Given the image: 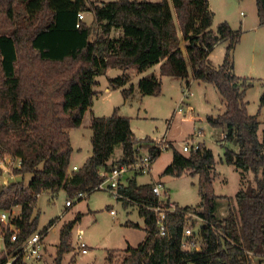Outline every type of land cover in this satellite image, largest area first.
<instances>
[{
	"label": "trees",
	"instance_id": "trees-1",
	"mask_svg": "<svg viewBox=\"0 0 264 264\" xmlns=\"http://www.w3.org/2000/svg\"><path fill=\"white\" fill-rule=\"evenodd\" d=\"M257 9L264 25V0H257ZM88 10L94 13V25L82 20L77 26L79 13ZM213 19L209 0H0V160L6 154L21 158V165L12 168V175L21 177L4 183L0 194V209L21 206L15 219L19 238L12 241L10 232L5 236L0 264L13 257L11 264H28L18 253L24 238L38 230L35 207L40 194L61 189L70 197L79 191L91 193L104 181L101 170L114 168L109 160L118 144L123 148L119 164L135 161L148 144L156 157L161 153L154 139H138L131 118L116 108L109 116H92L93 153L82 167L69 171L74 151L70 130L81 127L92 107L96 78L120 67L122 75L108 78L110 87L119 89L131 81L128 69L143 72L158 63L160 76L141 77V92L159 94L162 75L183 79L186 85L191 79L214 84L225 109L208 114L207 121L223 129L224 160L253 173V181L238 190L228 215L219 218L214 153L201 146L185 155L171 144L173 160L165 174L182 176L192 169L191 174L198 175L202 210L191 205L183 209L205 221L201 249L183 247L186 220L181 212L168 215V233L159 235L156 214L148 207L157 203L152 185L133 180L121 191L139 202L147 235L139 245H128L123 257L117 258L115 249L108 251L107 264H264V127L260 136L258 113L248 110L246 94L253 82L235 72L241 29L224 21L214 30ZM224 41L229 44L216 67L210 54ZM133 90L131 84L121 91L127 99ZM263 105L264 95L260 110ZM80 219L78 213L62 225L52 264H62L72 250V231ZM55 221L43 228L45 235Z\"/></svg>",
	"mask_w": 264,
	"mask_h": 264
},
{
	"label": "rangeland",
	"instance_id": "rangeland-1",
	"mask_svg": "<svg viewBox=\"0 0 264 264\" xmlns=\"http://www.w3.org/2000/svg\"><path fill=\"white\" fill-rule=\"evenodd\" d=\"M111 1V0H96ZM157 1V0H151ZM210 8L214 12L212 28L217 30L221 22L227 21L230 25L241 29L242 36L240 42L234 51V61L236 64L235 72L239 76L248 78L253 82V86L247 91L246 100L248 101V110L251 114L258 113L260 121L259 133L262 136L264 127V105L260 110L261 99L264 95V25L253 28L254 20L258 17V9L255 0H209ZM85 14L87 12L85 11ZM92 13L86 15V20H92ZM92 23V22H91ZM90 23V24H91ZM114 31L113 35H117ZM95 36V34L93 35ZM185 41L182 46L185 47ZM229 42H221L216 45L210 58L212 64L216 67L222 64L226 48ZM117 68L108 70L106 74L97 77L99 85L95 89L100 91V95L95 98L94 109L107 116L114 113L115 107L118 112L131 118V122L136 136L145 138L147 136H163L167 132L169 137L176 141L180 148L183 144L194 137L192 132L203 129L204 133L200 140L201 146L209 148L214 153L216 163L212 168V177L215 192L220 196L217 200V216L224 218L228 215L235 203V195L238 190L253 181V173L244 172L233 164L224 160V133L220 127H214L207 121L208 114H219L225 109L217 87L212 83L199 82L193 79L190 87L186 86L185 80L163 76L162 90L157 95L142 94L139 90L129 99H125L121 90L108 92L106 85L110 76L117 75ZM187 88L190 91L189 96L185 94ZM184 100V111H179L180 102ZM189 104V105H187ZM91 112L87 113L85 123L81 127L72 129L74 143L81 147V150L75 149L73 163H79L82 156L90 148V127L87 126ZM173 117L169 125V119ZM161 139V138H160ZM159 139V140H160ZM186 140V141H185ZM166 144V143H165ZM232 148L238 150L236 143L230 144ZM167 149V148H166ZM164 150L163 154L153 162L151 171L144 172L139 176L140 181H149L152 176L160 173L168 164L172 155V150ZM149 152V151H148ZM142 150L141 155L148 153ZM123 148L121 144L116 146L113 158L121 157ZM185 155L188 153L184 152ZM140 157V156H139ZM0 164L3 172L0 174V181L3 183L12 182L19 179L21 175H12V168L21 165V158L6 154ZM78 167V166H77ZM192 169H188L182 176H164L163 180L171 197L181 205H191L198 211H201L200 194L198 191V175L191 174ZM31 175H26V180H30ZM157 182V181H155ZM97 190V191H96ZM95 191V192H94ZM94 192V193H93ZM87 196L79 200L78 196L69 197L67 192L61 189L56 194L52 192H43L39 195L36 212L40 216L39 230L46 226L51 220L57 218V223L51 228L45 244L48 250L44 259L36 264H52L56 256V244L59 241L60 226L66 221H71L74 216L82 212V219L77 224L75 232H80L84 241L87 243L89 251L86 254H75L73 249H77L76 242L73 244L72 231V252L65 254L63 264H69L70 258L75 259L74 264H107L105 255L106 250L114 246L126 245V238L138 243L145 236V230L141 227L126 226L125 221L130 218L133 221H142L137 208L130 206V214H127L121 200L117 199L111 193L102 189H94L91 193L86 192ZM91 194V195H90ZM71 199L74 205L67 211V200ZM112 205L117 212L111 214ZM10 210V219H15L21 212V206H12ZM205 224L199 220L195 222V229L200 234L201 228ZM200 240V238H198ZM5 248L4 241L0 239V250ZM116 257H123L126 252L118 250L114 253Z\"/></svg>",
	"mask_w": 264,
	"mask_h": 264
},
{
	"label": "built area",
	"instance_id": "built-area-1",
	"mask_svg": "<svg viewBox=\"0 0 264 264\" xmlns=\"http://www.w3.org/2000/svg\"><path fill=\"white\" fill-rule=\"evenodd\" d=\"M84 12L79 13V21L77 26H80L82 20H84ZM188 87V86H187ZM185 94L189 96L190 91L187 88ZM180 106L179 109H181ZM166 143V144H165ZM156 145L161 151L167 148V142L164 139H158ZM201 147V143L197 141L196 138H191L183 144L182 151L190 153L192 151H197ZM156 155L149 151L145 155L137 157L133 162L119 164L110 171H103L101 174L105 177L104 181L101 182L95 189H104L114 194L118 199H130L126 194H124L121 189L124 187L123 179L126 174L132 173H144L151 169L153 162L155 161ZM77 169V166L74 167ZM152 190L157 197V203L149 205L148 207L152 209L157 217V227L160 236H165L168 233L167 218L170 213L181 212L186 220V225L183 230V247L190 250H199L202 246V236L201 233L198 234L195 229V222L199 220L204 221V219L198 215L195 211L183 209L184 205L179 204L174 200L166 184L162 181H157L152 185ZM78 197L85 198L87 196L86 192L79 191L77 193ZM72 200H67V205H71ZM147 206V205H146ZM114 213L115 210H112ZM9 209H0V239L5 240V236L11 233V240L16 241L19 238L20 229L17 227L14 221H11ZM200 238V240H198ZM76 247L82 253L88 252V245L84 241L83 235L79 234L77 236ZM46 244H45V232L42 230H36L27 237L24 238L21 243L20 251L18 256H22L23 260L28 264H36L44 259L46 254ZM15 257L11 258L7 264H11Z\"/></svg>",
	"mask_w": 264,
	"mask_h": 264
},
{
	"label": "crops",
	"instance_id": "crops-1",
	"mask_svg": "<svg viewBox=\"0 0 264 264\" xmlns=\"http://www.w3.org/2000/svg\"><path fill=\"white\" fill-rule=\"evenodd\" d=\"M256 1V5H257V0H255ZM87 12V14L88 13H92V20L91 21H87L85 18H86V15L87 14H85V11H84V15H85V17H84V21L85 22H87L88 24H90L91 22V24H93L94 25V18H95V16H94V13L92 12V11H90V10H88V11H86ZM261 24H260V19H259V15H258V17L257 18H255V20H254V24L252 25L253 26V28H259V27H262V26H260ZM232 26V28L233 29H238V28H236V27H234L233 25H231ZM225 42V41H224ZM181 45H182V43H181ZM183 48H185L184 46H182ZM214 50V49H213ZM212 53V52H211ZM211 55V54H210ZM211 59V58H210ZM160 66H161V63H158V64H156L155 66H153V67H151V68H149V69H147V70H145V71H143V72H139L138 70H136L135 68H130V69H128V73H130V76H131V81L129 82V83H127L124 87H129L131 84L134 86V90H133V92H132V94L130 95V97L131 96H133V95H135V91H140L141 92V90H140V88H139V85H138V82H139V80H140V78L141 77H143V76H145V75H147V74H150V73H156L157 75H159L160 76ZM115 68H117V75H115V76H110V77H116V76H119V75H122L124 72H125V70L124 69H122V68H120V67H112V68H109V69H107L106 70V72L104 73V74H106L107 73V71L108 70H111V69H115ZM235 69H236V64H235ZM100 76V75H99ZM163 76H166V77H169L168 75H162L161 76V78L163 77ZM172 78H174V77H172ZM176 79H179L180 80V78H176ZM181 80H183V79H181ZM192 80L193 79H191L190 80V83H189V85H186V86H188V87H190V85H191V82H192ZM196 80V79H195ZM96 81L98 82V85H99V81L97 80V78H96ZM186 82V81H185ZM199 82H203V81H200L199 80ZM96 87V86H95ZM95 87H94V89H95ZM124 87H121V88H119V89H113V88H111L110 87V85H109V82H107V85H106V91H108V92H112V91H117V90H122ZM95 91L97 92L96 93V95H95V98H97L99 95H100V91H98V90H96L95 89ZM142 93V92H141ZM143 94V93H142ZM129 97V98H130ZM94 98V99H95ZM129 98H127V99H129ZM94 104H95V100H94V103H93V105H92V107H90V109H88L87 111H86V113H85V116H84V120H83V123H82V125L85 123V120H86V117H87V113L88 112H91V117H90V119H88V124H87V126H89L90 127V129H91V131H90V143H91V145H90V148H89V150H88V152L85 154V156H82L81 157V160L79 161V163H73V162H75L74 161V158H73V156H74V153H75V149L77 148V149H79V150H81V147L80 146H77L76 145V143H74V136H73V132H72V129L70 130V135H71V140H72V145H73V148H74V151H73V153H72V159H71V165H70V168H69V171L70 172H72L73 170H78L80 167H82L83 166V164L85 163V161L87 160V158L88 157H90L91 155H92V153H93V145H92V136H93V129L91 128V119H92V116L93 115H96V116H107V115H105V114H103V113H99V112H97L93 107H94ZM185 104V101L184 100H182L181 102H180V105H179V108H180V106H182L181 107V109H179V111H184V105ZM187 105H189V104H187ZM116 108H118V107H115V109ZM119 113V112H118ZM120 114V113H119ZM211 114V113H210ZM121 115V114H120ZM123 116H125V115H123ZM173 120V117L172 118H170L169 119V125L171 124V121ZM131 127H132V130H133V132L135 133V131H134V128H133V125H132V122H131ZM193 133V136L194 137H190V138H196L197 136L199 137H201V135H203V133H204V131H203V129L202 128H200L199 130H195V132H192ZM224 133V132H223ZM135 135H136V133H135ZM138 139H144V138H141V137H138V136H136ZM150 137V136H149ZM152 139H154L155 140V142H158V139H164L166 142H167V149L166 150H172L171 149V147H170V145L172 144V145H174L179 151H181V152H183L182 151V148H180V147H178L177 145H176V141L175 140H173L172 138H170L169 137V135H168V133L166 132L165 133V135H163V136H153V137H151ZM186 141V140H185ZM154 142V143H155ZM199 142H200V140H199ZM116 149V148H115ZM142 150H146L147 152L148 151H150V145L148 144V145H146ZM142 150L140 151V153L138 154V156L137 157H139V156H141V152H142ZM164 151V150H163ZM163 151H161V153L155 158V161L163 154ZM184 153V152H183ZM122 156H123V154H122ZM121 156V157H122ZM121 157H117V158H113V156L110 158V160H109V164H114V167H116L117 165H119V160L121 159ZM172 160H173V150H172V155H171V157H170V159H169V161H168V164L164 167V169L160 172V173H158V174H156L155 176H152V179L151 180H149V181H140L139 180V176H141L143 173H132V172H130V173H128V174H126L125 175V177H124V179H123V183H124V187H127L133 180H135L136 181V183L138 184V185H144V184H150V185H153L154 183H155V181H162V182H164V180H163V177L164 176H170L171 174H165V170L167 169V167L172 163ZM75 166H78L77 167V169H74V167ZM151 169H152V167H151ZM151 169L149 170V171H151ZM103 171H105L104 169H102L101 170V172H103ZM171 176H173V175H171ZM165 183V182H164ZM63 190H65V189H63ZM103 190V189H102ZM66 191V190H65ZM97 191V190H96ZM107 191V190H106ZM47 192H51V191H47ZM67 192V191H66ZM95 192V191H94ZM93 192V193H94ZM109 192V191H108ZM109 193H111V192H109ZM52 194H56V193H52ZM92 194V193H91ZM90 194V195H91ZM113 196H114V194L113 193H111ZM70 197V196H69ZM128 198H130V199H121V198H118L119 200H121L122 201V203H123V206L125 207V209H126V212H127V214H130V206H134V207H136L137 208V211H138V214H139V216H140V219H142V221H143V223L141 222V221H133L132 219H130V218H128L126 221H125V223L124 224H126V226H129V227H134L135 225H133V224H138V226L137 227H141V228H144V230H145V236H144V238L141 240V241H139L138 243H134L131 239H128V238H126V245H124V246H114V247H111L110 249L108 248L107 250H106V255H105V258L107 257V254H108V251H110V250H112V249H115V250H124V249H126L127 247H128V245H132V246H137V245H139L145 238H146V235H147V231H146V223H145V218L144 217H142L141 216V214H140V204H139V202L138 201H136L135 199H132L131 197H128ZM84 199V198H83ZM74 205V202H72V204L71 205H67V203H66V210L68 211L72 206ZM108 206H110V212H111V214H113V215H116L117 214V212H116V210H115V212L113 213L112 212V210H114L115 208L114 207H112V205H107L106 207H108ZM35 212H36V209H35ZM79 213H80V211H79ZM78 214V213H77ZM77 214L74 216V214L72 215V218H74V219H72L71 221H73V220H75V218H76V216H77ZM81 214V219H82V212L80 213ZM80 219V220H81ZM56 221L54 222V224L48 229V231H47V234L45 235V239L47 238V236H48V234H49V232H50V230H51V228L57 223V218L55 219ZM80 220L79 221H77V223L74 225V228H73V244H75V242L77 243V236H79V234H81L80 232H75V228H76V226H77V224L80 222ZM67 222V221H66ZM65 223V222H64ZM64 223H62L61 224V226H60V231H61V227H62V225L64 224ZM45 227V226H44ZM44 227H42L41 229H43ZM84 238V237H83ZM59 242H60V232H59V241H58V243L56 244V247H55V249H57V246H58V244H59ZM46 245H47V243H46ZM45 250H48V247L46 246V249ZM49 251V250H48ZM72 251H75V254H78V253H82L80 250H78V249H73ZM72 251H70V252H72ZM88 251H89V248H88ZM67 253H69V252H67ZM88 253V252H87ZM66 254V253H65ZM83 254H86V253H83ZM55 257V256H54ZM64 259H65V255H64V257H63V261H62V264H63V262H64ZM41 262V261H40ZM74 262H76L75 261V259L74 258H72V256H71V258H70V263L69 264H74ZM105 264V263H104Z\"/></svg>",
	"mask_w": 264,
	"mask_h": 264
},
{
	"label": "water",
	"instance_id": "water-1",
	"mask_svg": "<svg viewBox=\"0 0 264 264\" xmlns=\"http://www.w3.org/2000/svg\"><path fill=\"white\" fill-rule=\"evenodd\" d=\"M3 172V167L0 164V174ZM5 184L0 181V194L3 192Z\"/></svg>",
	"mask_w": 264,
	"mask_h": 264
}]
</instances>
